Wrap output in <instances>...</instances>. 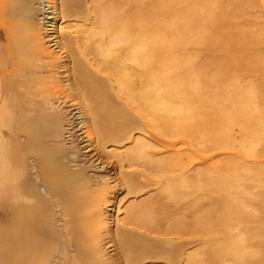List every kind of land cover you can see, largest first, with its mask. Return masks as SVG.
Returning a JSON list of instances; mask_svg holds the SVG:
<instances>
[{"label":"bare ground","instance_id":"1","mask_svg":"<svg viewBox=\"0 0 264 264\" xmlns=\"http://www.w3.org/2000/svg\"><path fill=\"white\" fill-rule=\"evenodd\" d=\"M174 1L172 33L162 40L165 32L145 31L129 8L102 10L98 25L65 31L66 16L90 19V0H0V10L9 9L0 22V264H223L226 242L239 243L221 230L229 221L223 202L207 218L199 188L208 180L193 183L187 166L173 167L169 144L166 165L124 168L128 152L140 157L149 141H161L135 136L143 116L125 98L166 126L183 110L161 90L180 95L173 90L202 72L187 56L188 19L198 13L190 0ZM249 59L252 67L260 60ZM249 87L237 88L228 109L219 105V146L245 141L241 148L250 150L259 141ZM96 148L116 158L123 182L89 153ZM116 186L133 199L112 231Z\"/></svg>","mask_w":264,"mask_h":264},{"label":"rangeland","instance_id":"2","mask_svg":"<svg viewBox=\"0 0 264 264\" xmlns=\"http://www.w3.org/2000/svg\"><path fill=\"white\" fill-rule=\"evenodd\" d=\"M190 1L198 14L188 19L191 42L187 46V56L202 72L199 71L198 81L173 90L180 95L165 97V90H161L167 103L183 110V116L168 121L166 126L125 98L143 116L141 130L135 136L156 134L161 141H149L143 156L134 158L128 152L123 159L124 168L146 170L153 160L166 165L163 146L169 144L172 149L169 161L173 167L180 169L187 166L193 183L196 176L208 180V185L199 188L203 189L207 218L214 217L215 213L209 214V210L216 202H220L221 206L224 203L229 221L221 224V230L226 234L230 232L235 239H239V243L226 242L223 251L228 259L223 264H264V0ZM176 5L180 6L181 3ZM90 6L92 12L87 21L84 17L76 16L60 19L62 26L65 24L64 30H73L77 24L84 22L93 21L98 25L103 19L102 10H108L110 16L121 8H129L132 17L139 13L145 31L149 28L165 32L166 35L159 37L162 40L171 36L174 0H90ZM8 10V6L0 10V22L2 16H9ZM251 56L260 58L253 67L249 66ZM239 86L251 87L252 108L262 128L259 141L250 150L241 148L247 143L245 141L234 149L231 145L219 146L214 138L222 117L219 105L228 109L237 97ZM161 112L157 110L155 113ZM233 130L240 143L243 140H240L243 135L241 128L235 125ZM130 145L127 143L125 146ZM112 146L108 145L107 149ZM151 151L161 153L153 156ZM89 153L95 154L93 158L109 162L107 169H110L111 175L119 183L124 181L115 157L107 156L100 148ZM220 175L224 182L219 186L215 176ZM115 190L107 211L112 231L116 230L115 215L121 218L125 206L133 199L125 189L116 186Z\"/></svg>","mask_w":264,"mask_h":264}]
</instances>
